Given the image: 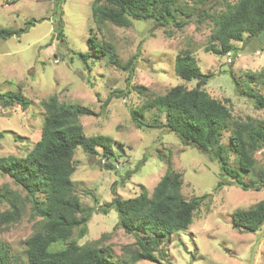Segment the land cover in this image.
<instances>
[{"label": "rangeland", "instance_id": "1", "mask_svg": "<svg viewBox=\"0 0 264 264\" xmlns=\"http://www.w3.org/2000/svg\"><path fill=\"white\" fill-rule=\"evenodd\" d=\"M225 1L237 0H178L183 10L192 11L190 16L176 15L177 21L185 22L181 27L156 25L152 20H132L123 27L108 21L99 26L93 23V0H0V27L23 29L0 38V92L20 91L30 101L26 108L0 101V156L23 155L32 147L43 121V102L51 95L92 111L79 118L86 136L106 134L112 139L115 157L110 160L81 147L73 155L74 192L90 210L86 234L78 238L74 232L78 244L100 238L112 260H128L137 247L135 238L117 224V211L103 213V205L114 193L136 196L142 185L151 192L169 159L171 168L182 175V197H205L188 228L173 232L160 244L155 261L136 264H264V222L252 232L232 226L234 210L264 201V179H259L264 175V145L254 153L256 167L243 175L245 182L260 189L243 190L222 173L209 152L169 131L164 112L145 109L140 119L149 125L141 127L130 114L146 98L173 85H195L194 79L185 81L174 72L175 55L188 49L201 71L212 74L203 88L229 107L233 119L250 115L264 124V108H255L251 98L241 93L254 89L264 95V30L234 42L231 62L227 54L204 50L213 29L211 17ZM203 10L211 17L202 15ZM90 35L99 43H111L114 57L120 64L128 62V67L112 64L106 55L81 60L76 53L92 51ZM250 73L257 76L251 79ZM229 130H223L221 142L228 149L230 165L237 167ZM107 162L113 167H106ZM3 184L24 194L8 175L0 173ZM7 207L5 202L0 204V209ZM33 222L26 206L18 221L0 226V239L9 249L12 264H27L25 240Z\"/></svg>", "mask_w": 264, "mask_h": 264}, {"label": "trees", "instance_id": "2", "mask_svg": "<svg viewBox=\"0 0 264 264\" xmlns=\"http://www.w3.org/2000/svg\"><path fill=\"white\" fill-rule=\"evenodd\" d=\"M202 12V15L211 17L207 10ZM178 13L190 16L192 11L183 10L178 0H93L91 4L92 22L97 26L108 21L126 27L132 20H152L156 25L174 23L181 27L185 22L175 19ZM211 18L213 29L204 50L219 55L235 52L234 42L243 41L246 36L255 37L264 30V0L225 1L223 8ZM22 30L21 27H0V38ZM88 41L92 51L76 53L81 60L106 55L112 64L128 67V62L120 64L114 57L111 43H99L93 35L88 37ZM174 60L175 74L185 81L194 79L195 85L187 88L176 84L162 94L146 98L137 109L131 110L133 121L139 127L147 126L149 124L140 119L145 109L156 108L164 112V125L169 131L209 152L219 162L222 173L231 177L241 189L259 190V185L245 182L243 175L256 167L254 153L264 145V124L250 115L233 119L229 107L211 97L203 88L212 74L201 71L190 50L181 49ZM248 75L251 79L257 76ZM241 93L251 98L255 108H264L263 94L254 89L242 90ZM0 101L2 105L19 104L22 108L30 103L20 91L0 92ZM43 106L39 137L32 147L23 155L0 156V173L8 175L24 191L22 195L6 184L0 186V204L5 202L8 205L0 209V226L18 221L26 206L34 220L33 231L25 240L27 264H136L139 260L155 261V251L160 244L173 232L188 228L205 196L185 200L180 191L182 175L171 168L168 159L164 173L151 192L142 185L136 196L123 198L114 193L111 200L103 205V213L112 208L117 211V224L135 238L137 247L130 252L128 260H112L100 238L78 244L73 239L74 232L78 238L86 234L90 210L81 204L74 192L71 179L75 169L73 155L75 149L81 147L89 154H99L110 160L115 157L112 139L106 134L86 136L83 133L79 118L92 114L86 106L61 102L55 95L44 101ZM228 129L229 147L236 153L237 167L230 165L228 149L221 142L223 130ZM104 165L113 167L110 162ZM259 179L263 180L264 175ZM220 184L218 182L217 186ZM263 222L264 201L232 212V226L238 230L256 231ZM56 243L63 246L54 248ZM0 264H12L9 249L1 239Z\"/></svg>", "mask_w": 264, "mask_h": 264}, {"label": "built area", "instance_id": "3", "mask_svg": "<svg viewBox=\"0 0 264 264\" xmlns=\"http://www.w3.org/2000/svg\"><path fill=\"white\" fill-rule=\"evenodd\" d=\"M227 55H229L228 58H227V60H228L229 62H231L230 52H228Z\"/></svg>", "mask_w": 264, "mask_h": 264}]
</instances>
